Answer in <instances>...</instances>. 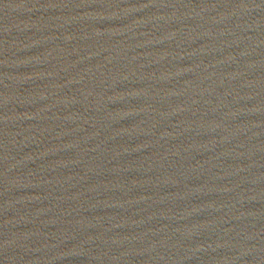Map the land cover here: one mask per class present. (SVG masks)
Masks as SVG:
<instances>
[{"label":"water","instance_id":"95a60500","mask_svg":"<svg viewBox=\"0 0 264 264\" xmlns=\"http://www.w3.org/2000/svg\"><path fill=\"white\" fill-rule=\"evenodd\" d=\"M0 264H264V0H0Z\"/></svg>","mask_w":264,"mask_h":264}]
</instances>
